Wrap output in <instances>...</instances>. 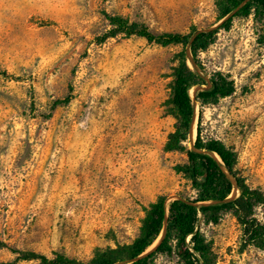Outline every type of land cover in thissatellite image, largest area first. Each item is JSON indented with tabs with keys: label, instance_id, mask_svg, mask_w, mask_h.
<instances>
[{
	"label": "rangeland",
	"instance_id": "obj_1",
	"mask_svg": "<svg viewBox=\"0 0 264 264\" xmlns=\"http://www.w3.org/2000/svg\"><path fill=\"white\" fill-rule=\"evenodd\" d=\"M104 12L156 34L220 25L215 0H0V241L10 247L87 262L131 244L159 197L196 198L175 170L187 155L165 150L176 123L167 100L184 48L123 36L100 43L111 29ZM261 29L253 16L235 19L201 53L206 71L229 74L236 92L216 106L197 104L185 145L193 148L202 113L203 138L232 147L247 183L264 191ZM69 94L67 107L51 110ZM256 214L264 223V207ZM200 228L216 264H264V251L242 248L231 214ZM11 263L39 264L0 251V264ZM154 264L183 263L159 255Z\"/></svg>",
	"mask_w": 264,
	"mask_h": 264
},
{
	"label": "trees",
	"instance_id": "obj_2",
	"mask_svg": "<svg viewBox=\"0 0 264 264\" xmlns=\"http://www.w3.org/2000/svg\"><path fill=\"white\" fill-rule=\"evenodd\" d=\"M215 6L220 23L217 28L192 27L186 34H156L145 24L104 12L111 29L98 38L104 43L119 36L139 37L162 48L174 45L184 48L177 56L167 100L176 123L165 150L187 155V162L177 165L175 170L191 183L196 198H180L168 203L166 197H159L145 209L140 233L131 244L99 250L87 262L59 253L49 258L10 247L3 241H0V251L9 250L16 256V262L36 261L39 264H154L159 255L176 256L183 264H216L212 246L200 224L218 225L228 214L235 217L242 228V248L264 251V223L256 216L257 209L264 207V191L252 188L242 176L238 169V153L221 140L203 138L202 113L197 121L193 148L185 145L193 134L197 104L201 108L216 106L236 92L235 81L229 74L206 71L200 60L201 53L216 43L220 31H230L235 19L253 16L259 24L264 22V0H215ZM261 33L259 41L264 46L263 29ZM194 89L195 98L191 95ZM72 100L71 94L58 99L51 110L67 107ZM158 240L157 246L150 251Z\"/></svg>",
	"mask_w": 264,
	"mask_h": 264
},
{
	"label": "water",
	"instance_id": "obj_3",
	"mask_svg": "<svg viewBox=\"0 0 264 264\" xmlns=\"http://www.w3.org/2000/svg\"><path fill=\"white\" fill-rule=\"evenodd\" d=\"M194 129H195V125H194V127H193V133H194ZM163 236V235H162Z\"/></svg>",
	"mask_w": 264,
	"mask_h": 264
}]
</instances>
